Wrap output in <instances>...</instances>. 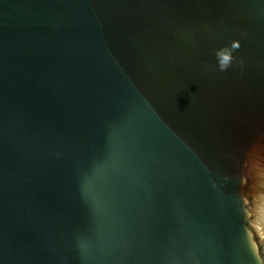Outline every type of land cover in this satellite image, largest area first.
Masks as SVG:
<instances>
[{
  "label": "water",
  "instance_id": "95a60500",
  "mask_svg": "<svg viewBox=\"0 0 264 264\" xmlns=\"http://www.w3.org/2000/svg\"><path fill=\"white\" fill-rule=\"evenodd\" d=\"M0 264H264V0H0Z\"/></svg>",
  "mask_w": 264,
  "mask_h": 264
},
{
  "label": "clouds",
  "instance_id": "9594fccd",
  "mask_svg": "<svg viewBox=\"0 0 264 264\" xmlns=\"http://www.w3.org/2000/svg\"><path fill=\"white\" fill-rule=\"evenodd\" d=\"M233 48H237L239 47V45L237 43H233L232 45ZM217 58L219 61V66L221 68V70H224L227 68L230 60H231V56L229 54H226V50L222 51V52H218L217 53Z\"/></svg>",
  "mask_w": 264,
  "mask_h": 264
}]
</instances>
